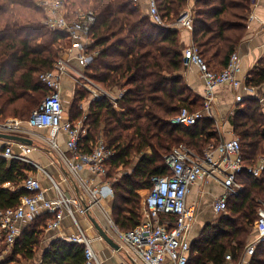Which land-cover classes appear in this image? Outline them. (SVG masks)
<instances>
[{
    "label": "trees",
    "instance_id": "16d2710c",
    "mask_svg": "<svg viewBox=\"0 0 264 264\" xmlns=\"http://www.w3.org/2000/svg\"><path fill=\"white\" fill-rule=\"evenodd\" d=\"M37 1L0 0L1 121L8 118L27 121L39 108L48 94L39 76L53 70L61 56L59 40L66 42L64 33L44 25L46 13ZM59 1L67 6L71 16L90 11L96 15L90 51L99 53L85 68L86 74L106 90L124 92L118 101L120 110L107 99L92 103L86 120L89 132L82 148L88 154L102 138L114 151L106 163V177L113 180L112 215L121 232H130L142 219L139 191L152 190L153 177L172 174L166 157L180 145L200 155L210 146H218L221 143L218 126L211 117H204L190 127L171 123L182 109L198 112L204 106L203 99L183 76L185 47L178 29L155 25L140 2L134 0ZM187 4L188 0H158L159 11L167 23H173ZM195 8L193 42L209 68L221 72L245 37L250 0H196ZM247 84L254 88L264 86V59L254 68ZM87 97L85 90L76 89L72 120L82 118L81 111L75 108ZM228 121L241 142L245 168L237 181L243 188L229 198L227 214L221 215L215 224H207L191 243L188 264H224L227 255H232L235 262L243 260L264 203V169L259 178L246 170L264 160L262 105L256 98H246L238 103ZM35 171L26 162L0 157V211L20 206L21 198L29 195L23 183ZM120 173L122 176L118 178ZM52 218L51 214L42 213L27 224L12 254L0 260V264L34 261ZM249 259L250 264H264V242ZM85 261L83 246L57 239L44 251L41 264H85Z\"/></svg>",
    "mask_w": 264,
    "mask_h": 264
},
{
    "label": "built area",
    "instance_id": "2783aa9c",
    "mask_svg": "<svg viewBox=\"0 0 264 264\" xmlns=\"http://www.w3.org/2000/svg\"><path fill=\"white\" fill-rule=\"evenodd\" d=\"M134 1L140 2V0ZM147 3V14L155 25L193 32L196 19L194 0H188L186 8L173 23H167L162 17L158 0H147ZM37 5L46 13L44 25L50 30L64 33L66 44H70V47L64 51V56L57 60L53 70L39 76L40 82L48 91L39 108L32 112L27 121L18 118L0 121V134L27 137L32 130H50V137L43 139L48 140L52 147L58 150L57 136L63 132L67 136V147L73 154V160L66 158L64 161L83 194L80 197H68L49 177L58 194L57 198L49 199L42 182L34 176H29L23 183V188L29 195L21 198L20 206L16 209L0 211L1 237L7 244L14 246L23 227L42 213H49L53 216L46 227L48 232L59 230L64 218L68 217L73 221L78 232L64 240L84 247L85 264H102L93 248V238L82 229L77 218V215H89L93 208H98L108 223L115 227L117 236L126 246L134 261H141L144 264H188L191 252L189 236L196 220V207L187 204L191 187L219 173L221 163H225L229 169L223 174L222 184L225 191L215 201L214 209L217 214L227 212L229 198L238 195L243 188L237 181L238 174L245 168L239 138L235 136L230 141H221L216 147L210 146L202 155L186 145L175 147L166 157V163L172 174L152 178L153 188L144 200L140 224L130 232H121L102 204L104 191L111 196L114 194L111 184L105 181L101 189L93 188L88 180L82 178L79 172L81 165L75 162V160H80L82 166L88 167L92 175L104 178L107 176L106 163L114 156V151L107 146L104 139L100 138L90 153H83V142L89 132V126L86 124L88 115L84 114L80 120L75 122L66 119L62 97V81L70 77L71 73H77L72 61L75 60L80 68L85 69L93 63L99 53L90 51L94 42L91 33L96 25L97 17L91 11L71 16L67 6L59 0H38ZM59 43H62V40H59ZM183 65L185 68L193 65L198 67L206 84L203 110L191 112L184 108L179 116L171 120L174 125L190 127L204 117L213 118L212 105L216 100L215 91L219 87L229 84L237 89L241 86L242 82L239 79L241 59L235 51L224 70L212 71L201 56L199 48L191 42L184 50ZM83 79L94 100L108 98L114 105H117L122 98V92L115 94L99 90L89 77H83ZM256 99L262 105L264 112V93ZM243 100L241 94L236 96L237 103ZM13 144V142H8L4 150L0 152V157L23 161L40 169L28 157L33 151L32 147L19 144L21 153L17 154ZM263 169L264 160H261L257 166L246 168L247 173L255 178L261 176ZM254 229L256 238L246 246V257L252 256L257 246L264 242V203L258 211ZM245 259L235 262L232 255H227L224 264H246Z\"/></svg>",
    "mask_w": 264,
    "mask_h": 264
},
{
    "label": "crops",
    "instance_id": "0c3cea01",
    "mask_svg": "<svg viewBox=\"0 0 264 264\" xmlns=\"http://www.w3.org/2000/svg\"><path fill=\"white\" fill-rule=\"evenodd\" d=\"M140 4L143 10L147 13V0H140ZM179 31L181 33V42L186 48L190 45L191 42H193V35L192 33H189L184 30ZM236 51L238 52L241 59V72L239 74V79L242 84L237 89L231 87L229 84L219 87L215 91L216 100L212 105V117L217 123L221 141H230L235 138L233 128L230 122L228 121V118L234 112L235 108L238 105V103L236 102V96L241 94L244 99L257 98L262 96V94L264 93V86L257 88L255 87V89H253L254 87H250L247 84L248 78L252 74L254 68L262 59H264V0H256L254 5L251 6V15L248 18L246 34ZM73 53H76V51H73ZM72 63L73 66H78L75 60H73ZM183 76L187 85L205 102L206 84L204 79L202 78L198 67L193 65L188 68H185L183 71ZM89 79L92 81V83L95 84V86L99 90L102 89L115 94H118L119 92L124 93L122 90L119 89L106 90L91 78ZM72 81L73 80L71 77H66L63 80L62 97L64 108L65 103L67 101L70 100L72 102L75 98L77 86ZM80 83H82V87L88 94V97L84 101H82L80 105L82 107L83 113L88 115L92 103L97 100L93 99V96L88 86H86V81L82 80L80 81ZM104 99L109 100L108 98ZM113 106L117 110H120L118 103L117 105L113 104ZM65 111L66 119L68 118L71 122L77 121L72 120L67 114L66 109ZM31 132L32 133L29 136L24 138L31 140L32 144L25 145L33 148V151L29 154L28 157L33 162H35L40 167V169L34 167L36 171L31 172L30 176H34L42 182L43 188L46 190V196L49 199H55L58 195L56 190L53 188V184L50 178H52L58 184L59 188L66 196L80 197L83 192L64 161L66 160V158L68 160H73V154L68 149L66 144L67 136L63 132H60L58 134L57 144L59 145V149L55 150L48 140L43 139L48 136L50 137V130H32ZM8 142L10 141L0 138V149H3ZM13 143L15 152L17 154H20L21 148L19 144L22 143ZM75 162L81 165V170L79 172L82 178L88 180L93 188L101 189L102 187H104L105 181L102 179V177H96L92 175L88 167L82 166L80 160H75ZM228 171V166L225 163H221L219 167V173H216L213 177L205 178L203 181L191 187V192L187 198V204L189 206L194 205L196 207V220L189 236L191 243L198 238L201 231L207 224H215L221 217V215H224L216 213L214 209V204L215 201L224 194L225 189L222 184L224 180L223 174ZM108 182L112 186V182ZM6 186H9V184H7ZM146 192L147 190H141L139 191V194L141 196H144ZM144 200L145 198L143 199V204ZM113 203L114 194L111 196L108 195L106 191H104L102 194V204L106 211L110 214L111 218ZM225 214H227V212ZM101 215V211L98 208H93L89 215H79L80 220H78L82 229L85 230L91 238H93V248L97 253L101 263L144 264L141 261L133 260L131 254H129L126 246H124L123 242L119 239L117 234V237L111 236V233L108 231L109 225H105L106 223L102 219ZM90 217L95 219L99 223V225L108 232V234L121 247L120 250L112 248L109 244H107V242L100 238L99 233L91 222ZM77 230L78 229L74 225L73 221L68 217L64 218L59 230L48 232L45 228V238L41 245V249L36 259L34 261H31V264H41L44 251L49 247V245L53 241L57 239L64 240L67 237L76 235L78 232ZM247 259L249 258H246L244 260L246 264L248 261Z\"/></svg>",
    "mask_w": 264,
    "mask_h": 264
},
{
    "label": "rangeland",
    "instance_id": "374dc122",
    "mask_svg": "<svg viewBox=\"0 0 264 264\" xmlns=\"http://www.w3.org/2000/svg\"><path fill=\"white\" fill-rule=\"evenodd\" d=\"M196 0H194V2H195ZM255 1L256 0H250V3H251V6L252 5H254V3H255ZM194 7H195V4H194ZM195 10H196V8H195ZM194 14H195V16H196V12H194ZM250 15H251V9H250V12L247 14V20H248V18L250 17ZM67 42H65V43H59L58 45H57V47H59L60 49H61V56L60 57H63L64 56V51L66 50V49H68V47H70V44H66ZM75 67V70L77 71V73H71L70 75V77H73L72 78V82L77 86V88H79V89H83L84 90V88L82 87V83H80V81H82V80H84L83 79V77H88V75L86 74V69H83V68H80V67H78V66H74ZM62 86H63V81H62ZM194 92V91H193ZM195 93V92H194ZM196 94V93H195ZM42 101V100H41ZM74 102H75V98H74V100L71 102L70 100L69 101H67L66 103H65V109L67 110V114L69 115V116H71V110H73V104H74ZM78 106V104H76V108H75V110H78V112H80L81 111V116H83V110H82V107H81V105H79L80 107H77ZM201 109V108H200ZM74 113L76 114L77 112L76 111H74ZM74 114V115H75ZM213 147H215V146H213ZM122 176V174L120 173L119 175H118V178H120ZM104 181H110L109 179H107V177H104V178H102ZM110 182H113V180L112 181H110ZM151 190H147V192L145 193V195L144 196H141L142 197V201H143V199L144 198H146V196L149 194V192H150ZM105 206H106V204H105ZM101 216H102V219L104 220V222L106 223H104L105 225H109L108 226V231L111 233V236L112 237H117L116 236V231H115V227H112L109 223H108V221H107V219H106V217L104 216V214L101 212ZM77 218H78V220H80L79 219V215H77ZM112 219H113V221H114V218H113V215H112ZM255 225V224H254ZM95 230V229H94ZM253 233L251 234V236H250V239H249V241H248V243H247V245L250 243V242H252L253 240H254V238H255V229H253V231H252ZM117 239V238H116ZM119 243V242H118ZM246 245V246H247ZM244 250H246V247H245V249ZM12 252H13V246H11V245H9V244H7L5 241H4V239H2L1 237H0V260H3L4 258H6V257H8V256H10L11 254H12ZM123 252H124V249H123ZM39 253V252H38ZM255 255V253L253 254V256ZM245 258H250V257H246V251H245V255H244V257H243V259H245ZM248 261H249V264H250V259H247ZM248 261H247V264H248ZM24 264H31V262H23Z\"/></svg>",
    "mask_w": 264,
    "mask_h": 264
},
{
    "label": "water",
    "instance_id": "95a60500",
    "mask_svg": "<svg viewBox=\"0 0 264 264\" xmlns=\"http://www.w3.org/2000/svg\"><path fill=\"white\" fill-rule=\"evenodd\" d=\"M0 138L10 141V142H15V143H22V144H29L31 145L32 142L31 140H28L27 138L20 137V136H14V135H9V134H0ZM91 222L93 223L94 227L99 233L100 238H102L107 244H109L112 248H115L117 250H120L121 247L115 242V240L108 234V232L102 228L99 223L90 217Z\"/></svg>",
    "mask_w": 264,
    "mask_h": 264
}]
</instances>
